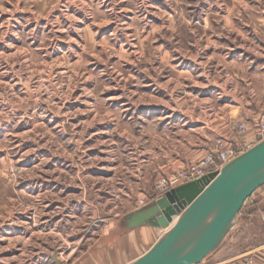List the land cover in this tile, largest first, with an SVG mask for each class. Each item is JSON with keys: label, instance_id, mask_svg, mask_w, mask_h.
Returning a JSON list of instances; mask_svg holds the SVG:
<instances>
[{"label": "rangeland", "instance_id": "obj_1", "mask_svg": "<svg viewBox=\"0 0 264 264\" xmlns=\"http://www.w3.org/2000/svg\"><path fill=\"white\" fill-rule=\"evenodd\" d=\"M263 112L264 0H0V264H131L159 177Z\"/></svg>", "mask_w": 264, "mask_h": 264}, {"label": "water", "instance_id": "obj_2", "mask_svg": "<svg viewBox=\"0 0 264 264\" xmlns=\"http://www.w3.org/2000/svg\"><path fill=\"white\" fill-rule=\"evenodd\" d=\"M264 187V141L201 182L133 213L130 227L169 229L131 264H203L223 244L246 202ZM177 222L172 228L174 219ZM53 259L60 264L56 256Z\"/></svg>", "mask_w": 264, "mask_h": 264}, {"label": "built area", "instance_id": "obj_3", "mask_svg": "<svg viewBox=\"0 0 264 264\" xmlns=\"http://www.w3.org/2000/svg\"><path fill=\"white\" fill-rule=\"evenodd\" d=\"M232 133L240 139H220L216 143V150L208 153L197 163L190 164L171 176L159 177L156 182L155 197L146 207L180 187L201 182L214 174H219L225 166L263 142L264 112L260 115L257 124L240 123L234 125ZM142 204L145 203L142 202Z\"/></svg>", "mask_w": 264, "mask_h": 264}, {"label": "crops", "instance_id": "obj_4", "mask_svg": "<svg viewBox=\"0 0 264 264\" xmlns=\"http://www.w3.org/2000/svg\"><path fill=\"white\" fill-rule=\"evenodd\" d=\"M203 264H264V187L246 202L222 246Z\"/></svg>", "mask_w": 264, "mask_h": 264}, {"label": "bare ground", "instance_id": "obj_5", "mask_svg": "<svg viewBox=\"0 0 264 264\" xmlns=\"http://www.w3.org/2000/svg\"><path fill=\"white\" fill-rule=\"evenodd\" d=\"M177 220H178L177 218L174 219V223L171 225L170 228H172V227L174 226V224L177 222ZM168 231H169V229H165V230H164V234H165L166 232H168Z\"/></svg>", "mask_w": 264, "mask_h": 264}]
</instances>
